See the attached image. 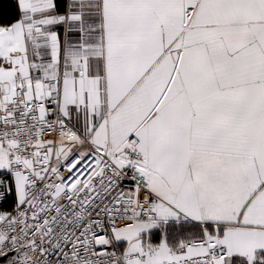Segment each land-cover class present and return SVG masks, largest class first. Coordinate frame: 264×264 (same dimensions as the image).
<instances>
[{
	"label": "snow or ice",
	"instance_id": "6c2138e0",
	"mask_svg": "<svg viewBox=\"0 0 264 264\" xmlns=\"http://www.w3.org/2000/svg\"><path fill=\"white\" fill-rule=\"evenodd\" d=\"M0 264H264V0H0Z\"/></svg>",
	"mask_w": 264,
	"mask_h": 264
}]
</instances>
